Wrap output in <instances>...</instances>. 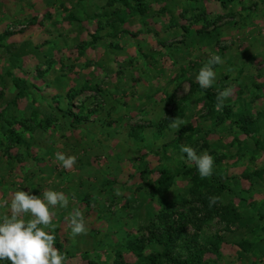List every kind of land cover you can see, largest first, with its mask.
Wrapping results in <instances>:
<instances>
[{
	"label": "rangeland",
	"instance_id": "obj_1",
	"mask_svg": "<svg viewBox=\"0 0 264 264\" xmlns=\"http://www.w3.org/2000/svg\"><path fill=\"white\" fill-rule=\"evenodd\" d=\"M140 1L141 13L108 0H0V199L18 189L70 198L53 217L64 264H164L127 249L169 229L200 264H264V115L239 132L189 84L219 55L213 93L230 86L226 104L263 112L264 0ZM59 110L94 116L78 130ZM181 145L212 155L230 192L181 175L196 166ZM57 152L76 163L63 168ZM161 170L174 178L159 194ZM73 209L86 234L73 237Z\"/></svg>",
	"mask_w": 264,
	"mask_h": 264
},
{
	"label": "clouds",
	"instance_id": "obj_2",
	"mask_svg": "<svg viewBox=\"0 0 264 264\" xmlns=\"http://www.w3.org/2000/svg\"><path fill=\"white\" fill-rule=\"evenodd\" d=\"M222 63L219 55H210L198 70L196 82L201 89H209L216 82L215 66ZM233 94L232 87H225L217 94L216 109L222 111L225 101ZM183 120H176L173 127L179 129ZM180 151L196 165L201 178L212 175L214 157L207 151L197 154L196 150L187 145H181ZM55 159L65 169H70L76 163L75 156H66L63 152L54 154ZM69 197L62 191L45 190L40 195L16 190L12 193L10 202L0 199V264H64L65 254L54 246L56 236L53 222L59 210L67 209ZM210 203H216V197H210ZM10 212V214H8ZM71 228L73 237L86 234L83 215L73 209L65 217Z\"/></svg>",
	"mask_w": 264,
	"mask_h": 264
},
{
	"label": "trees",
	"instance_id": "obj_3",
	"mask_svg": "<svg viewBox=\"0 0 264 264\" xmlns=\"http://www.w3.org/2000/svg\"><path fill=\"white\" fill-rule=\"evenodd\" d=\"M210 1H214L221 5H224L226 3H231L234 0H210ZM108 2L110 5L119 4L120 6L127 9L134 8L136 11H139L140 13H141L140 10L145 6L144 2H141L140 0H108ZM189 84H190L191 92L201 96L205 101L206 107L208 109L212 110L213 113H215L217 116L220 117V119L228 122L232 128H236L239 132L245 133L246 131L245 127L247 124L255 123V121L260 120L259 118L262 117V115H264V110L263 112H258L257 118L255 117L254 120L253 114L252 112H250L251 109H249L251 105L243 106L241 104L239 106L241 102L236 103V105L234 106H229L228 104L225 103V105L222 108V111H218L215 107L217 102L216 101L217 95L213 93V90L215 89L214 86H212L209 89H201L197 82L191 80H189ZM35 89L37 91V88ZM59 113L63 114L64 121L66 123H69L73 129H78V130L79 129L87 130L88 126L92 123L89 120V117L94 116L93 113H88L87 115H83V114L81 115L80 113L77 116H75L73 113H69V112L65 113L62 112V110H59ZM102 127L100 129L104 130L103 128L105 127L103 128ZM140 130L143 131L144 129L140 128ZM13 143H16V145L20 144L18 138L16 139V137ZM143 174L144 172H142V175ZM157 174H158V182L155 186V189L153 188L152 192L154 193L156 192L160 194L166 191V186H168L171 183L174 176L171 173H169L167 170H161ZM189 174H196V175L198 174L196 166L194 168H186V166L182 167L181 175L185 176ZM204 179L209 180L211 183L214 184L213 190H215L218 194L230 192L229 188H227L226 185L215 180L212 177V175H210L209 177H205ZM152 192L150 193L152 194ZM179 237H182L185 240L183 244H181V246L177 244V239ZM186 241L188 240L184 235L183 231L169 229V231L165 234H159V235L152 234L150 238H148L147 243L141 245V247L139 246L134 248L135 246L133 247L131 246L130 249L128 248L127 250L133 252L137 260L142 261L145 259L146 263H148L147 261L150 260L152 261L159 260L161 261V263L163 262L164 264H200L198 261L199 257L196 255V252H193V249L195 248L190 250L188 245L189 243ZM56 248L60 249L59 245H57ZM148 248L152 250L154 253H152V255L149 256L148 258H145L143 252L145 251V249ZM177 248L179 250H186L187 256L183 259H180L171 255L170 250ZM195 250L197 251V249ZM105 253L108 255V253L110 252H105ZM116 257L120 259L121 254L119 252L116 253ZM8 264H10V262H8Z\"/></svg>",
	"mask_w": 264,
	"mask_h": 264
}]
</instances>
